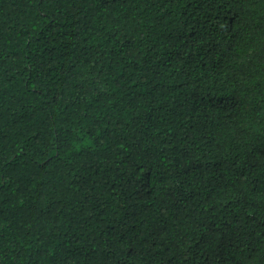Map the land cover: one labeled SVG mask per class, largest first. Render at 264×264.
<instances>
[{"label": "trees", "instance_id": "1", "mask_svg": "<svg viewBox=\"0 0 264 264\" xmlns=\"http://www.w3.org/2000/svg\"><path fill=\"white\" fill-rule=\"evenodd\" d=\"M0 264H264V0H0Z\"/></svg>", "mask_w": 264, "mask_h": 264}]
</instances>
